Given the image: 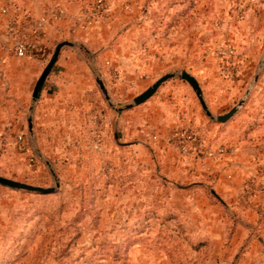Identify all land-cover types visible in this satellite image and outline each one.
Returning a JSON list of instances; mask_svg holds the SVG:
<instances>
[{"label":"rangeland","instance_id":"rangeland-1","mask_svg":"<svg viewBox=\"0 0 264 264\" xmlns=\"http://www.w3.org/2000/svg\"><path fill=\"white\" fill-rule=\"evenodd\" d=\"M61 42L37 114L3 65ZM0 50V176L55 187L0 185V264H264V0H0Z\"/></svg>","mask_w":264,"mask_h":264},{"label":"crops","instance_id":"crops-1","mask_svg":"<svg viewBox=\"0 0 264 264\" xmlns=\"http://www.w3.org/2000/svg\"><path fill=\"white\" fill-rule=\"evenodd\" d=\"M51 27L48 23H44L42 32V40L43 43H46L47 40L50 38ZM28 30H31V27L28 28ZM39 40V39H38ZM47 45V43H46ZM46 47V46H45ZM43 48V47H42ZM43 54H36L34 56H28L24 58V62L21 63L20 67H14V65L10 66V64L6 63V65H3L5 68H3V74L5 75L7 87L12 86L15 82V79H20L18 82L22 83V86L26 88L29 91V88H31L32 83L37 82L39 76L41 75L45 64V48H43ZM0 55H4L3 52L0 50ZM58 59V58H57ZM60 59V58H59ZM58 59V60H59ZM57 62V61H56ZM59 63V61H58ZM58 63H56V66H53L52 70L48 74L45 82L41 86L39 93H38V101L35 106V113H44L49 114L50 111L49 107L56 105L57 103L62 102L63 94H64V87L67 89L72 90V87L74 86L75 80L73 79H61L59 76H57L58 72ZM34 84V86H35ZM33 86V87H34ZM54 104V105H53ZM56 107V106H54ZM30 127H32V124L29 123ZM34 125V124H33ZM235 179V178H234ZM238 181V179H236ZM235 188V187H234ZM239 189L238 186L236 188ZM234 189V190H236Z\"/></svg>","mask_w":264,"mask_h":264},{"label":"water","instance_id":"water-1","mask_svg":"<svg viewBox=\"0 0 264 264\" xmlns=\"http://www.w3.org/2000/svg\"><path fill=\"white\" fill-rule=\"evenodd\" d=\"M69 46H72V44L70 42H61V43L56 45L52 56L50 57L46 66L44 67L41 75L39 76V78H38V80L34 86L33 93H32L33 101H35L38 98L39 90H40L41 86L43 85V83L45 82V80H46L48 74L50 73V71L52 70L53 66L55 65L61 49L64 47H69ZM173 77H175V74H166V75L162 76L156 82H154V84H152L146 91H144L142 94L135 97L132 100V103L130 105H128L126 108H130L132 106H137V105L144 103L156 92V90L158 89V87L162 83L172 79ZM179 78L186 81L190 85V87L194 91L202 109L205 111L206 115L218 123H224V122L228 121L231 117L234 116V114L238 110V107L241 105V103H240L236 107L232 108L226 114L214 117L210 114V112L208 111V109L206 107V104H205L203 97H202V92L200 90V87H199L196 79L184 71L181 72V74L179 75ZM96 82L98 83L102 92L105 93L103 84L99 80H96ZM29 128H30V126H29ZM0 185L8 187V188H12V189L33 191V192H37L40 194H50V193L54 192V190H55V187H51V188L36 187V186L29 185V184L21 183L18 181H14V180L2 177V176H0ZM56 186H57V184H56Z\"/></svg>","mask_w":264,"mask_h":264},{"label":"built area","instance_id":"built-area-1","mask_svg":"<svg viewBox=\"0 0 264 264\" xmlns=\"http://www.w3.org/2000/svg\"><path fill=\"white\" fill-rule=\"evenodd\" d=\"M15 54L18 56V57H24L27 55V49H26V46L24 45L23 42H19L16 44L15 46Z\"/></svg>","mask_w":264,"mask_h":264}]
</instances>
